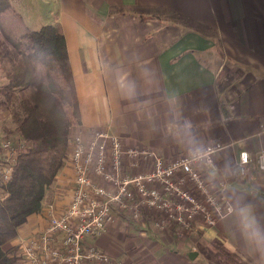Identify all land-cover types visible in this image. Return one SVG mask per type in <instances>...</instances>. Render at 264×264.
<instances>
[{"label":"crops","instance_id":"0c3cea01","mask_svg":"<svg viewBox=\"0 0 264 264\" xmlns=\"http://www.w3.org/2000/svg\"><path fill=\"white\" fill-rule=\"evenodd\" d=\"M18 1L24 20L48 3L40 24L62 28L81 119L73 131L102 127L167 158L223 145L208 177L225 179L230 214L188 232L118 215L96 245L134 264H264V170L255 160L264 152V0ZM242 150L249 172L238 176ZM70 177L64 166L52 201L67 202L58 188ZM42 226L34 214L18 234ZM120 239L125 249L114 247Z\"/></svg>","mask_w":264,"mask_h":264},{"label":"built area","instance_id":"2783aa9c","mask_svg":"<svg viewBox=\"0 0 264 264\" xmlns=\"http://www.w3.org/2000/svg\"><path fill=\"white\" fill-rule=\"evenodd\" d=\"M0 180L11 175L13 141L0 142ZM223 145L167 158L146 146L124 145L120 137L96 127L75 130L67 153L71 177L60 198L46 201L37 213L43 226L17 235L18 264H134L100 249L95 239L118 215L135 222L148 219L159 231L196 224L213 226L233 211L225 193V179L216 184L208 172L216 169L213 154ZM264 170V152L255 157ZM248 151L239 152L233 173L249 172Z\"/></svg>","mask_w":264,"mask_h":264},{"label":"trees","instance_id":"16d2710c","mask_svg":"<svg viewBox=\"0 0 264 264\" xmlns=\"http://www.w3.org/2000/svg\"><path fill=\"white\" fill-rule=\"evenodd\" d=\"M0 71L15 150L0 180V264H18V229L52 195L81 119L61 26L30 27L14 0H0Z\"/></svg>","mask_w":264,"mask_h":264},{"label":"rangeland","instance_id":"374dc122","mask_svg":"<svg viewBox=\"0 0 264 264\" xmlns=\"http://www.w3.org/2000/svg\"><path fill=\"white\" fill-rule=\"evenodd\" d=\"M24 1L26 2L25 5H28L27 1L26 0H24ZM14 4H15L16 7H18L19 1L18 0H14ZM21 5H22V3H21ZM48 6H49L48 3L44 2V1L43 2L41 1L36 6L37 7V11L39 13L35 14L36 11L35 12L32 11V13H29V16H28V13L23 11V15L25 17L26 23L32 28H37L39 25H42V24H40V23H43L41 21H44L45 16L50 11ZM38 16H40V17L36 18ZM1 80L2 79H0V82H2ZM8 117H9L8 111L6 109H4L3 107H0V141H2L4 139L13 140V138H12V133H13L12 126L9 123V118ZM64 166L66 168H69V166L67 164H64L63 167ZM63 167H62V169H63ZM54 183H55V180H54ZM55 187H56V185H55ZM58 190L61 192L62 188H58ZM51 196L52 195L48 196L47 201H52ZM136 240L137 239H132V241H136ZM127 245H128L127 241L124 242L123 239H120V240H117V242H114V247L116 246L119 249H125L127 247Z\"/></svg>","mask_w":264,"mask_h":264},{"label":"water","instance_id":"95a60500","mask_svg":"<svg viewBox=\"0 0 264 264\" xmlns=\"http://www.w3.org/2000/svg\"><path fill=\"white\" fill-rule=\"evenodd\" d=\"M197 252L196 251H190L187 253V256L190 258V259H193L195 256H196Z\"/></svg>","mask_w":264,"mask_h":264}]
</instances>
